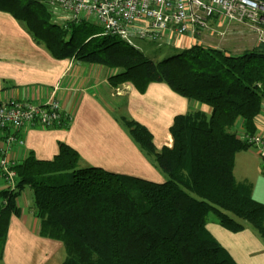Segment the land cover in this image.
<instances>
[{"label": "trees", "instance_id": "obj_1", "mask_svg": "<svg viewBox=\"0 0 264 264\" xmlns=\"http://www.w3.org/2000/svg\"><path fill=\"white\" fill-rule=\"evenodd\" d=\"M0 12L13 16L56 60L115 71L109 79L114 88L130 84L144 94L150 84L164 83L211 109L177 116L170 128L173 147L162 150L141 123L120 119L166 175L164 183L81 168L78 151L64 143L51 161L31 153L15 164V188L0 192V264L27 188L34 193L39 237L63 244L62 264H237L209 232L211 213L235 234L250 224L264 242V204L250 182L235 177L237 155L252 148L240 134L258 133L264 110V42L236 55L196 44L155 62L86 19L55 23L38 0H0ZM66 172L71 174L63 177Z\"/></svg>", "mask_w": 264, "mask_h": 264}, {"label": "crops", "instance_id": "obj_2", "mask_svg": "<svg viewBox=\"0 0 264 264\" xmlns=\"http://www.w3.org/2000/svg\"><path fill=\"white\" fill-rule=\"evenodd\" d=\"M211 25L212 29L201 36V41L197 42L192 36L177 37L173 38L176 39L174 46L181 51L196 44L220 50L227 47V39L216 37L220 38L216 31L224 24L219 26L218 21L213 20ZM226 32L231 37L239 32L242 41L253 49L260 43L252 37L257 33L248 24L233 22L228 31L222 33ZM228 47L242 53L249 49L239 44ZM115 73L100 65L81 64L72 59L56 60L13 16L0 12V102L17 100L46 104L54 97L62 103L63 111L72 117L68 128L25 125L12 131L0 129V160L6 138L15 134L25 141L24 146L14 144L8 153V158L15 164L25 161L31 153L38 160L51 161L59 155L60 145L64 143L78 151L81 168L95 167L113 174L164 183L166 175L137 146L120 119L125 116L141 123L153 135L154 146L162 150L164 146L173 147L170 128L177 116L199 110L210 114L211 109L179 96L164 83L150 84L144 94L130 84L114 88L109 79ZM256 123L258 132L264 134V110ZM254 150L239 152L235 177L237 180L239 172L240 181L251 182L254 198L264 204V173L260 155ZM7 188V181L0 174V192ZM18 204L21 217L12 218L8 235H17L18 246L23 245L27 254L32 253L31 262L44 264L55 257L61 243L39 237V220L34 216V193L30 188L21 195ZM207 228L237 264H264V242L256 230L247 226L242 233L235 234L218 222H209ZM7 246L4 261L6 258L9 264L10 242Z\"/></svg>", "mask_w": 264, "mask_h": 264}, {"label": "built area", "instance_id": "obj_3", "mask_svg": "<svg viewBox=\"0 0 264 264\" xmlns=\"http://www.w3.org/2000/svg\"><path fill=\"white\" fill-rule=\"evenodd\" d=\"M50 6L55 16L64 14L67 21L89 20L96 17L104 35L121 37L130 45L138 38L155 44H169L173 38L201 35L211 30V20L219 26L237 23L248 24L264 42V2L259 0H38ZM55 12V14H54ZM222 36L225 33H221ZM72 117L63 111L62 103L51 97L46 104L28 101L0 102V129L18 130L25 125L42 128L62 127ZM242 140L255 148L261 158L264 173V134L241 133ZM1 150V177L14 189L17 173L8 153L13 145H25L15 135L6 138Z\"/></svg>", "mask_w": 264, "mask_h": 264}, {"label": "rangeland", "instance_id": "obj_4", "mask_svg": "<svg viewBox=\"0 0 264 264\" xmlns=\"http://www.w3.org/2000/svg\"><path fill=\"white\" fill-rule=\"evenodd\" d=\"M46 7L49 10L51 9L50 6H48L47 4H46ZM54 14H55V12H54ZM67 20L68 19L66 18V16L64 14L59 15V13H57V15L54 16V22L55 23H59L61 25L64 24ZM212 21L213 20H211V24H212ZM88 22H91L92 24H97L98 25V21H97L96 17L90 18L88 20ZM229 27H230V24L225 22L224 26L218 28L217 31H216L219 35H221L220 38L218 36H216V37L218 39H220V40L221 39H224V40L227 39V41L225 43H227L228 46H232L233 44H239L240 46L249 47L248 50H251L250 49V48H252L251 45L247 44L248 45L247 46L246 43L244 41H242L243 37L240 35L239 32L235 33V35L233 37H231L230 34H227V32L225 33L224 36H222L221 33L224 32V31H228ZM208 31H205V33H203L202 35H196L195 36L196 37V41L197 42L201 41L202 40L201 36L207 35ZM195 37H193V38H195ZM252 37H254L256 39V41H258L259 34H258V36L256 34L255 36H252ZM175 42H176V39H174L170 45H167V43L155 44V43H151V42H148V41H143V40L138 39V38H134L133 39L134 47L137 48L138 50H140L145 56H147L151 60H154L155 62L163 61V60H165L167 58H170L171 56H174V55H177L178 53H180L181 50H179L176 46H174ZM228 46L227 47H222V50H224L226 53L231 54V55H236V54H241L242 53V52L236 51L232 47H228ZM252 149L254 150L255 148L252 147L250 150H248V152L253 151ZM243 152H247V151H243ZM240 164L241 163L239 162V166H240ZM66 174L69 175L71 173L70 172H66V173L63 174V177ZM57 177H59V176H57ZM262 177H264V174L262 175ZM240 179H242V176L238 172L237 180L240 181ZM209 220H210L209 222H211V223L218 222L217 216L214 213H211V215L209 216ZM246 224H247V226L251 227L250 224H248V223H246ZM8 238L10 239V241H9L10 242V246L8 248V252L7 253L9 255L10 254L12 255V256H9V264H39V261H38V263H37V261L33 263V262H31L29 260L32 253L27 254L29 252H27V250L24 249L23 245H19L18 246V244L16 242V238H17L16 234L12 233L10 237L8 235ZM9 242H7V244L5 246V251H6L7 247H8L7 245L9 244ZM18 247H20V248L18 249ZM4 255H5V252H4ZM66 258H67V253L65 252L64 246L61 243L60 250L59 249L56 250L55 257L53 259H51V260H48L44 264H62L66 260ZM1 264H7L6 263V258H5V261H3V263H1Z\"/></svg>", "mask_w": 264, "mask_h": 264}]
</instances>
